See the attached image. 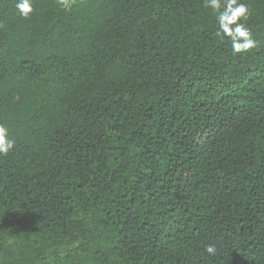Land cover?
Masks as SVG:
<instances>
[{"label":"trees","instance_id":"16d2710c","mask_svg":"<svg viewBox=\"0 0 264 264\" xmlns=\"http://www.w3.org/2000/svg\"><path fill=\"white\" fill-rule=\"evenodd\" d=\"M242 2L234 55L204 0H0V264H264V0Z\"/></svg>","mask_w":264,"mask_h":264},{"label":"clouds","instance_id":"9594fccd","mask_svg":"<svg viewBox=\"0 0 264 264\" xmlns=\"http://www.w3.org/2000/svg\"><path fill=\"white\" fill-rule=\"evenodd\" d=\"M34 0H16L15 7L19 15L28 19L34 12ZM63 7L69 6V0H56ZM204 6L210 8L215 14L218 24L217 35L227 38L231 42L233 54L247 53L257 47V40L247 27L250 16L249 6L242 0H204ZM15 141L9 138V130L0 124V157H5L14 148ZM206 252L214 255L216 248L209 245Z\"/></svg>","mask_w":264,"mask_h":264}]
</instances>
